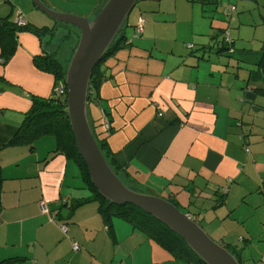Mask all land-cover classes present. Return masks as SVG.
Masks as SVG:
<instances>
[{
	"label": "crops",
	"instance_id": "1",
	"mask_svg": "<svg viewBox=\"0 0 264 264\" xmlns=\"http://www.w3.org/2000/svg\"><path fill=\"white\" fill-rule=\"evenodd\" d=\"M185 1L194 11V2L201 3L204 17L212 18L211 28L217 30L210 38L218 41L222 35L230 41V47L215 46L219 56L228 50L230 58L209 61L206 52L214 46L201 36L194 37L202 43L197 57L192 43L187 49L178 40L158 46L156 35H146L147 24L162 21L157 14L144 16L150 5H140L125 30L133 42L101 67L105 79L99 98L88 103L89 119L107 135L119 176L131 187L173 200L197 221L205 211L208 234L241 264H264V72L258 65L264 0ZM223 1L238 4L235 10L227 6L229 28L224 18L217 23L213 17ZM43 2L93 19L106 0ZM174 2L178 11L180 1ZM161 10L158 6L156 13ZM0 16L14 22L23 18L44 29L41 36L20 32L6 65L0 46V264H197L162 247L141 221L106 220L80 168L56 151L53 139L41 137L33 146L10 142L32 97L54 93L53 75L38 69L34 57L51 53L62 63L63 52L69 53L80 31L57 23L33 0H0ZM170 16H176V9ZM142 19L143 30L135 36ZM256 43L261 46L255 48Z\"/></svg>",
	"mask_w": 264,
	"mask_h": 264
},
{
	"label": "water",
	"instance_id": "2",
	"mask_svg": "<svg viewBox=\"0 0 264 264\" xmlns=\"http://www.w3.org/2000/svg\"><path fill=\"white\" fill-rule=\"evenodd\" d=\"M33 2L57 23L72 24L80 31L65 77L67 114L79 153L98 192L112 203L132 204L153 215L177 233L206 264H241L229 249L214 240L196 219L175 203L128 186L110 165L94 135L88 115L90 79L139 0H106L93 19L52 9L43 0Z\"/></svg>",
	"mask_w": 264,
	"mask_h": 264
},
{
	"label": "trees",
	"instance_id": "3",
	"mask_svg": "<svg viewBox=\"0 0 264 264\" xmlns=\"http://www.w3.org/2000/svg\"><path fill=\"white\" fill-rule=\"evenodd\" d=\"M127 23L124 29L120 32L117 39L111 45L106 55L95 67L93 75L89 83L88 91V103L93 101L100 96V85L105 79L104 72L102 70L103 64L114 55L122 47L131 44L133 41L128 38L125 34ZM136 26V35H139ZM32 31L38 35L44 34V29L37 26H31L29 23L26 26H19L16 22L0 16V46H1V61L2 64L6 65L18 48L19 33L23 31ZM222 45H230V41L222 40ZM35 66L45 72L51 73L54 77V93L48 97L33 96L32 105L26 112L25 117L19 126L18 130L10 140L11 143H23L33 146L36 139L44 136H52L56 142V151L65 154L69 159L76 162L81 170V173L92 191L95 199L99 202L101 213L104 215L106 220H109L113 216H119L128 220L139 222L147 228L150 235L166 250L173 253L175 256H181L187 259L196 261L197 264H206L187 243L166 224L158 220L153 215L145 212L144 210L132 205L125 204L119 205L110 202L105 199L94 186L91 176L87 167L86 162L80 155L75 134L73 132L70 119L67 114V101H66V86L65 77L66 71L62 67L61 63L56 59L55 54L43 53L36 55L33 59ZM258 65L264 72V43L259 50ZM91 122V121H90ZM109 123V120H108ZM94 135L98 144L107 158L110 165L119 175L118 168L115 165L114 156L112 149L108 143L107 135L105 136L103 131L99 132L98 127L91 122ZM104 127V123L102 124ZM111 127L105 129V133H110ZM3 180L1 174V163H0V189ZM123 180V179H122ZM128 186H130L125 180H123ZM131 187V186H130ZM169 199V198H166ZM173 203V200L169 199ZM224 200V199H223ZM67 224V223H66Z\"/></svg>",
	"mask_w": 264,
	"mask_h": 264
},
{
	"label": "rangeland",
	"instance_id": "4",
	"mask_svg": "<svg viewBox=\"0 0 264 264\" xmlns=\"http://www.w3.org/2000/svg\"><path fill=\"white\" fill-rule=\"evenodd\" d=\"M158 1L160 2V0H154V2H149L146 0H140L139 2H137L136 6L132 10L128 21L131 22V20H133V18H135L136 15L138 13H140V5L141 6L150 5V7H148L149 10H147L148 12L143 13V11H142L144 16L147 17L148 15H151V14L152 15L157 14L162 22H155L154 23L153 19L149 20L148 21L149 25L147 24V30L148 31H147L146 35H148L149 37H152L151 35L154 36V37L149 38V39H154L157 36V38H159V39H157V42H156L158 46H163V47L167 48V47H169V45H171V41L178 40L181 43H183L184 47L187 49V45L192 43L193 46L195 47L193 50H195V55L197 57V56H201V54H202L201 49H199V47L202 43H201V41L195 40L194 37L195 36H201V37L205 38L204 40H206V42L213 43L212 45L214 46L213 50L209 51V49H208V51L206 52L207 58L210 59L209 61L216 62L217 60H219L218 59L219 57H222L223 58L222 62L225 63L227 58H230V56H228V50H225V52H223V53H226L224 56H219V54L222 52L217 50V48L221 47L220 44H223V43H222V41H220V42H218V41L223 40V36L220 35L221 39H218V41H217V39L212 40L210 38V35L215 34V32L217 30H216V28H211L212 18H210V17L205 18L204 17L205 15L202 13V10H201V3L195 4L197 2H194L195 7H197L194 11L187 4V2L185 0H179L180 1L179 3L181 5L179 6V10L177 11V7L175 5L176 3L174 2L175 0H163V1H161L160 5H159ZM179 3H178V5H179ZM232 4H235V5H232ZM236 4H237L236 1L220 2L217 11L214 12V15H213V17H215L214 19H216L215 21L218 23V19L224 18L223 19L224 21L223 20H220V21H223L222 23L224 24V26H227V28H229V26H230L229 23L231 24V21H229V18H227L226 11L233 6H235L237 8L238 4L237 5ZM158 6L162 8V10L159 11V12H162L160 14L156 13V12H158ZM227 6H229L228 9H227ZM206 7H207V10L210 11V9L212 8V5L209 4V5H206ZM146 8L147 7H143L142 10L146 9ZM173 9H176V16L172 17V16H170V12H172ZM165 11L167 12V15L163 16V13H165ZM172 15H173V13H172ZM163 17L167 18V19H163ZM228 17H229V15H228ZM37 27L42 28V26H37ZM252 27L253 26L251 25L249 30H248V33L246 35V38L244 40V42L246 43V48H249L250 44H251V38H252V32H253ZM128 28L132 29L134 31L133 26H129ZM194 28H195L196 34H193ZM141 36H139L137 38H140ZM79 39H80V34H79L78 41L76 42V44L72 48H70L69 53L67 51H64L63 52L64 56H63V58L60 59L62 62L61 65L65 69L66 72H67L68 66L70 64V60L72 58V55H73V53H74V51L78 45ZM163 39H165V40H163ZM153 42H154V40H153ZM260 46H261L260 43L255 44V48H259ZM229 47H230V45H229ZM189 51L190 50L188 48V54H190ZM209 61L206 60V62H209ZM243 63L244 62L242 61L241 69H244L245 64H243ZM217 75H218V73H217ZM262 122H263V120H260V123H262ZM47 138L54 140V138L52 136H46L45 139H47ZM182 211L187 213L188 209L182 208ZM198 221H199L200 225L207 231L208 228L205 225V223H206L205 222V211L202 213L201 218ZM212 238L214 239V237H212ZM214 240H216V239H214ZM227 240L230 241L231 239H229V237H228ZM217 242H219V241H217ZM249 251H251V247L249 248Z\"/></svg>",
	"mask_w": 264,
	"mask_h": 264
},
{
	"label": "built area",
	"instance_id": "5",
	"mask_svg": "<svg viewBox=\"0 0 264 264\" xmlns=\"http://www.w3.org/2000/svg\"><path fill=\"white\" fill-rule=\"evenodd\" d=\"M232 10H235V7H233ZM16 23H17V25H19V26H26V25L28 24L27 20H25V19H23V18L18 19V21H17ZM143 26H144V20L142 19V20H140V22L138 23V27H137L138 32H142V30H143ZM104 125H105V128H106V129L109 128V123H108V120H107V119H105V123H104ZM263 191H264V189H263ZM61 227H62L63 232L66 233V232L68 231V226H67V224L64 223V224H62ZM79 248H80V245H79L77 242H74V244H73V249L78 250Z\"/></svg>",
	"mask_w": 264,
	"mask_h": 264
},
{
	"label": "flooded vegetation",
	"instance_id": "6",
	"mask_svg": "<svg viewBox=\"0 0 264 264\" xmlns=\"http://www.w3.org/2000/svg\"><path fill=\"white\" fill-rule=\"evenodd\" d=\"M133 188V187H132ZM134 189V188H133Z\"/></svg>",
	"mask_w": 264,
	"mask_h": 264
}]
</instances>
